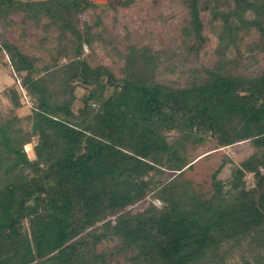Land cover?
Returning <instances> with one entry per match:
<instances>
[{
  "label": "trees",
  "instance_id": "1",
  "mask_svg": "<svg viewBox=\"0 0 264 264\" xmlns=\"http://www.w3.org/2000/svg\"><path fill=\"white\" fill-rule=\"evenodd\" d=\"M134 2L0 0L16 78L1 91L0 264H231L243 241L264 264V0H179L181 49L127 43L116 73L93 61L99 14L83 15ZM240 141L253 151L226 181L213 170L209 196L183 178L200 149Z\"/></svg>",
  "mask_w": 264,
  "mask_h": 264
},
{
  "label": "rangeland",
  "instance_id": "2",
  "mask_svg": "<svg viewBox=\"0 0 264 264\" xmlns=\"http://www.w3.org/2000/svg\"><path fill=\"white\" fill-rule=\"evenodd\" d=\"M112 1L101 0L96 3L100 7H106ZM96 14L100 16L96 29L100 32L101 39L94 42L95 57L93 61L111 66L116 73L121 64L118 50L122 51L127 43L148 44L163 58L181 49L180 30L185 23L186 11L179 4V0H159L158 4H154L152 0H135L132 5L125 8H106L104 11L97 9L85 13L83 17L93 21L96 19ZM207 34L209 41L200 53V60L209 63L213 58L212 49L215 38L211 33L207 32ZM10 35L15 38L16 32H12ZM84 51L88 54L90 48L84 45ZM6 61V56L0 54V105L3 107L9 106V100L1 91L6 85L16 81L11 68L5 63ZM83 92L84 89L81 87L76 90L78 96ZM27 113H29L28 103L17 109L19 116ZM252 151L253 147L249 141H240L230 146L221 147L211 144L208 148L200 149L197 152L193 165L184 171L183 178L190 180L197 192L209 196L212 192L210 175L213 170L221 162H224L218 177L226 181L229 179L233 167ZM247 178H250V174ZM152 201L156 205H160L159 200L152 199ZM113 243V241H104L99 249L108 248ZM251 247H248L247 242L243 241L241 245L230 250L227 262L245 264L247 261L249 264H257L255 260L260 258L263 250ZM117 262L128 264L123 257H119ZM112 264H116V262Z\"/></svg>",
  "mask_w": 264,
  "mask_h": 264
},
{
  "label": "crops",
  "instance_id": "3",
  "mask_svg": "<svg viewBox=\"0 0 264 264\" xmlns=\"http://www.w3.org/2000/svg\"><path fill=\"white\" fill-rule=\"evenodd\" d=\"M95 2L101 1V0H94Z\"/></svg>",
  "mask_w": 264,
  "mask_h": 264
}]
</instances>
